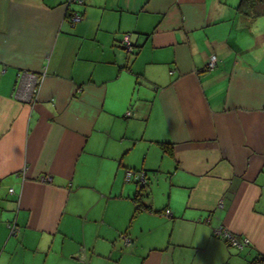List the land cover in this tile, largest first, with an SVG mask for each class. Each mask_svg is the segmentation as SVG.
<instances>
[{"label": "crops", "instance_id": "obj_1", "mask_svg": "<svg viewBox=\"0 0 264 264\" xmlns=\"http://www.w3.org/2000/svg\"><path fill=\"white\" fill-rule=\"evenodd\" d=\"M239 2L0 0V264H264V3Z\"/></svg>", "mask_w": 264, "mask_h": 264}, {"label": "built area", "instance_id": "obj_2", "mask_svg": "<svg viewBox=\"0 0 264 264\" xmlns=\"http://www.w3.org/2000/svg\"><path fill=\"white\" fill-rule=\"evenodd\" d=\"M75 18H78V17L75 16ZM120 45L123 46L127 51H132L133 47H132L128 34L123 35V37L120 40ZM215 60H216L215 56L210 55L208 62H207V68L213 67V65L215 64ZM132 177L136 178L137 181L140 182L141 184L146 183V178H145L144 173L142 172L136 173L134 170H131V169L127 170L125 174V179L128 181ZM44 180H47V178L44 177ZM164 213L166 215H170V210L165 209ZM10 227H11V232H13L15 228L14 225H10ZM214 232L215 234L220 235L222 238H224L226 243L231 246H236L238 248H241L242 246L248 243L247 238L239 239L234 234H232L229 230L223 228L222 226H219L216 229H214Z\"/></svg>", "mask_w": 264, "mask_h": 264}, {"label": "trees", "instance_id": "obj_3", "mask_svg": "<svg viewBox=\"0 0 264 264\" xmlns=\"http://www.w3.org/2000/svg\"><path fill=\"white\" fill-rule=\"evenodd\" d=\"M259 3H264V0H240L238 8L242 7L245 4H259Z\"/></svg>", "mask_w": 264, "mask_h": 264}]
</instances>
